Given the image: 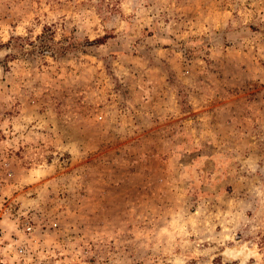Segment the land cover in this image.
Wrapping results in <instances>:
<instances>
[{"label": "rangeland", "instance_id": "obj_1", "mask_svg": "<svg viewBox=\"0 0 264 264\" xmlns=\"http://www.w3.org/2000/svg\"><path fill=\"white\" fill-rule=\"evenodd\" d=\"M0 264H264V0H0Z\"/></svg>", "mask_w": 264, "mask_h": 264}]
</instances>
